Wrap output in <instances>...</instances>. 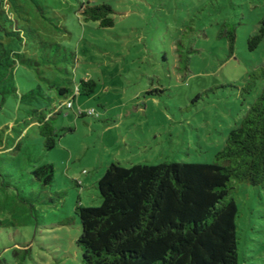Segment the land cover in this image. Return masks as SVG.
Wrapping results in <instances>:
<instances>
[{"label": "rangeland", "instance_id": "rangeland-1", "mask_svg": "<svg viewBox=\"0 0 264 264\" xmlns=\"http://www.w3.org/2000/svg\"><path fill=\"white\" fill-rule=\"evenodd\" d=\"M82 1L114 10L112 27L83 23L75 11L65 23L77 59L75 82L92 79L97 86L89 97L77 95L70 109L56 103L62 136L53 150L40 147L30 156L53 164L49 190L26 181L30 158L22 170L0 162V264H80L74 208L77 201L100 204L97 182L110 163H210L264 86L258 80L243 91L264 65V41L253 51L247 45L264 0ZM226 22L236 28L232 53L219 36ZM178 54L189 57L187 71L178 68ZM15 79L18 96L36 83L20 65ZM23 112L16 96L0 98V130H10ZM29 140L42 146L35 133ZM231 197L238 207L239 264H264V190L240 182Z\"/></svg>", "mask_w": 264, "mask_h": 264}, {"label": "trees", "instance_id": "trees-1", "mask_svg": "<svg viewBox=\"0 0 264 264\" xmlns=\"http://www.w3.org/2000/svg\"><path fill=\"white\" fill-rule=\"evenodd\" d=\"M74 11L83 23L114 25V10L107 3L0 0V98L14 95L24 109L16 125L0 130L3 164L10 162L22 170V160L40 153V147L53 150L64 130L55 126L56 103L61 109L70 102L72 108L77 95L89 97L95 92L94 80L80 78L77 84L74 79L77 59L67 45L72 32L65 24ZM223 24L219 36L228 39L232 53L236 28L230 22ZM262 41L264 16L247 41L248 50ZM188 62V56L177 55L180 70L187 71ZM19 65L32 71L36 83L18 96ZM250 77L243 88L246 93L255 81H264V65ZM32 131L42 138V146L29 140ZM1 153L10 157L1 158ZM30 162L26 181L49 190L53 164L39 158ZM2 177L0 170V186L5 187ZM240 182L264 190V86L212 162L127 167L110 163L97 182L100 204L87 207L77 201L74 208L81 228L76 241L80 264H239L238 207L231 193Z\"/></svg>", "mask_w": 264, "mask_h": 264}, {"label": "built area", "instance_id": "built-area-1", "mask_svg": "<svg viewBox=\"0 0 264 264\" xmlns=\"http://www.w3.org/2000/svg\"><path fill=\"white\" fill-rule=\"evenodd\" d=\"M66 107H67V108H70V107H71V103L68 102V103L66 104ZM92 113H94V110H93V109L87 111V114H88V115H91Z\"/></svg>", "mask_w": 264, "mask_h": 264}]
</instances>
